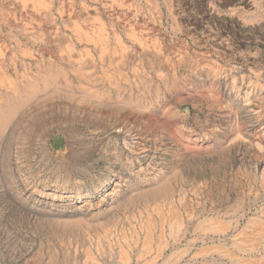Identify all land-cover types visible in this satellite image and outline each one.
Listing matches in <instances>:
<instances>
[{"label": "rangeland", "instance_id": "374dc122", "mask_svg": "<svg viewBox=\"0 0 264 264\" xmlns=\"http://www.w3.org/2000/svg\"><path fill=\"white\" fill-rule=\"evenodd\" d=\"M0 5V264H264V0Z\"/></svg>", "mask_w": 264, "mask_h": 264}, {"label": "bare ground", "instance_id": "6f19581e", "mask_svg": "<svg viewBox=\"0 0 264 264\" xmlns=\"http://www.w3.org/2000/svg\"><path fill=\"white\" fill-rule=\"evenodd\" d=\"M89 1V0H88ZM15 2V1H14ZM32 2V1H31ZM92 2V1H91ZM7 3V2H6ZM94 3V2H93ZM86 4V3H85ZM1 6V5H0ZM21 6V5H20ZM83 6V5H82ZM8 8V7H7ZM11 8V7H10ZM40 8V7H39ZM102 8V7H101ZM12 9V8H11ZM33 9V8H32ZM14 10V9H13ZM15 11V10H14ZM13 11V12H14ZM44 11V10H43ZM12 12V13H13ZM35 13V12H34ZM43 15V14H42ZM52 15V14H51ZM48 16V15H47ZM10 17V16H9ZM29 17V16H28ZM4 18V17H3ZM14 18V17H13ZM20 17H18V19H19ZM48 18V17H47ZM5 19V18H4ZM50 19V18H49ZM9 20V19H8ZM11 20V19H10ZM22 20V19H21ZM27 20V19H26ZM47 21V20H46ZM36 22V21H35ZM51 22H53V21H51ZM7 24V23H6ZM19 24V23H18ZM53 24V23H52ZM56 24V23H55ZM14 26V25H13ZM19 26V25H18ZM21 27H23V26H21ZM25 28V27H24ZM28 28H30V27H28ZM26 29V28H25ZM33 29V28H32ZM3 30V29H2ZM4 31V30H3ZM8 31V30H7ZM18 31V30H17ZM19 31H21L20 29H19ZM17 33V32H16ZM8 34V33H7ZM1 35V34H0ZM17 35V34H16ZM24 35V34H23ZM22 35V36H23ZM34 35V34H33ZM32 36V35H31ZM62 37V36H61ZM1 38V37H0ZM21 38V37H20ZM30 38V37H29ZM38 38V37H37ZM21 40V39H20ZM34 40V39H33ZM37 40V39H36ZM61 40V39H60ZM1 41V40H0ZM4 41V40H3ZM2 42V41H1ZM26 42H28V41H26ZM30 42V41H29ZM4 43V42H3ZM15 43V42H14ZM23 43V42H22ZM41 43H44V42H41ZM40 43V44H41ZM46 43V42H45ZM6 44H8V43H6ZM18 44V43H17ZM29 44V43H28ZM28 44H26V45H28ZM34 44H35V42H34ZM39 45V44H38ZM3 46V45H2ZM11 46V45H10ZM14 46H15V44H14ZM47 46V45H46ZM7 47V46H6ZM5 48V47H4ZM37 48V47H36ZM39 49V48H38ZM4 50V49H3ZM2 50V51H3ZM42 50V49H41ZM48 50V49H47ZM45 51V50H44ZM46 53V52H45ZM48 53V52H47ZM190 57H192V56H190ZM195 58V57H194ZM50 59V58H49ZM189 59V58H188ZM4 61V60H3ZM6 62V61H5ZM60 62V61H59ZM188 62V61H187ZM40 63H41V61H40ZM43 63V62H42ZM7 64V63H6ZM59 64V63H58ZM61 64V63H60ZM128 64V63H127ZM13 65V64H12ZM40 65V64H39ZM6 66V65H5ZM34 66V65H33ZM129 66V65H128ZM1 67H3V64H2V66ZM87 67V66H86ZM4 68V67H3ZM44 68V67H43ZM54 68V67H53ZM1 69V68H0ZM34 69V68H33ZM50 69V68H49ZM67 69V68H66ZM126 69V68H125ZM3 70V69H2ZM9 70V69H8ZM38 70V69H37ZM53 70V69H52ZM58 70V69H57ZM80 70V69H79ZM82 70V69H81ZM80 70V71H81ZM54 71V70H53ZM47 72V71H46ZM58 72V71H57ZM10 73V72H9ZM39 73V72H38ZM41 73V72H40ZM59 73V72H58ZM192 73V72H191ZM207 73V72H206ZM210 73V72H209ZM4 74H6V73H4ZM8 74V73H7ZM28 74V73H27ZM37 74V73H36ZM194 74V73H193ZM220 74V73H219ZM44 75V74H43ZM50 75V74H49ZM171 75V74H170ZM232 75V74H231ZM3 76V75H2ZM34 76V75H33ZM61 76V75H60ZM169 76V75H168ZM205 76V75H204ZM207 76V75H206ZM230 76V75H229ZM229 76H228V78H229ZM9 77H11V76H9ZM15 77V76H14ZM30 77V76H29ZM140 77V76H139ZM156 77V76H155ZM188 77H190V76H188ZM221 77V76H220ZM4 78V77H3ZM59 78H61V77H59ZM165 78V77H164ZM173 78V77H172ZM199 78V77H198ZM202 78V77H201ZM146 79V78H145ZM181 79V78H180ZM195 79V78H194ZM193 79V80H194ZM60 80V79H59ZM159 80H161L160 78H159ZM179 80V79H178ZM196 80V79H195ZM194 80V81H195ZM201 80V79H200ZM222 80H224V79H222ZM19 81V80H18ZM25 81V80H24ZM140 81H142V80H140ZM139 81V82H140ZM148 81V80H147ZM171 81V80H170ZM204 81V80H203ZM62 82V81H61ZM67 82V81H66ZM154 82V81H153ZM176 82V81H175ZM198 82V81H197ZM12 83H14V81L12 82ZM73 83H74V81H73ZM170 83V82H169ZM241 83V82H240ZM139 84V83H138ZM157 84V83H156ZM159 84V83H158ZM167 84V83H166ZM221 84V83H220ZM58 85V84H57ZM144 85V84H143ZM151 85V84H150ZM192 85V84H191ZM200 85V84H199ZM236 85H238V84H236ZM241 85V84H240ZM26 86H27V90H24L23 89V92H21V94H16L17 96L16 97H14L12 100H11V102L12 103H10L8 106H5V107H0V128H1V126L4 124H6V122H7V120L12 116V112H14V110H16V108L17 107H19L20 105H21V103H23L26 99H27V96L29 95V94H31V93H34V92H36V91H38L39 89L37 88L38 86H40V83H39V80H38V82H37V84L35 85V83L33 82V81H31V80H28L27 82H26ZM37 86V87H36ZM179 86H181V84L179 85ZM209 86V85H208ZM54 87V86H53ZM52 87V88H53ZM67 87V86H66ZM165 87H167V86H165ZM175 87V86H174ZM217 87V86H216ZM226 87H228V85L226 86ZM188 88V87H187ZM2 89V88H1ZM57 89V88H56ZM61 89V88H60ZM235 89H236V87H235ZM241 89V88H240ZM9 90H11V89H9ZM59 90V89H58ZM62 90V89H61ZM165 90V89H164ZM183 90V89H182ZM1 91V90H0ZM166 91V90H165ZM177 91V90H176ZM229 91V90H228ZM89 92V91H88ZM158 92V91H157ZM238 92V91H237ZM134 93V92H133ZM159 93V92H158ZM211 93V92H210ZM263 93V92H262ZM1 94V93H0ZM41 94V93H40ZM63 94H65V93H63ZM183 94V93H182ZM181 94V95H182ZM201 94H202V92H201ZM224 95H225V93H223ZM227 94V93H226ZM233 95H234V93H232ZM39 95V94H38ZM96 95V94H95ZM173 95V94H172ZM63 96V95H62ZM80 96V95H79ZM86 96V95H85ZM166 96H168V95H166ZM165 96V97H166ZM193 96V95H192ZM140 97V96H139ZM138 97V98H139ZM154 97V96H153ZM169 97V96H168ZM183 97V96H182ZM190 97V96H189ZM238 97V96H237ZM188 98V97H187ZM225 98V97H224ZM246 98V97H245ZM249 98V97H248ZM66 99V98H65ZM160 99H161V97H160ZM173 99V98H172ZM183 99V98H182ZM97 100V99H96ZM121 100V99H120ZM226 100V99H225ZM234 100V99H233ZM243 100V99H242ZM5 101V100H4ZM43 101V100H42ZM46 101V100H45ZM89 101V100H88ZM87 101V102H88ZM105 101V100H104ZM246 102L247 101H249V99L248 100H245ZM124 102V101H123ZM175 102V101H174ZM227 102V101H226ZM85 103V102H84ZM100 103V102H99ZM229 103V102H228ZM241 103V102H240ZM239 103V104H240ZM242 103H243V101H242ZM248 103H250V102H248ZM102 104V103H101ZM139 104V103H138ZM137 104V105H138ZM142 104V103H141ZM230 104H231V102H230ZM245 104V103H244ZM108 105V104H107ZM131 105V104H130ZM164 105V104H163ZM166 105V104H165ZM176 105H177V103H176ZM31 106V105H30ZM245 106V105H244ZM247 106V105H246ZM119 107H120V105H119ZM132 107V106H131ZM136 107V106H135ZM134 106H133V108H135ZM141 107V106H140ZM144 107V106H143ZM243 107V106H242ZM27 108V107H26ZM105 108V107H104ZM179 108V107H178ZM198 108L199 107H197V110H198ZM204 108V107H203ZM206 108V107H205ZM212 108V107H211ZM231 108V107H230ZM237 108V107H236ZM138 109V108H137ZM238 109V108H237ZM254 109V108H253ZM142 110V109H141ZM145 110V109H144ZM161 110V109H160ZM234 111H235V109H233ZM240 109H238V111H239ZM261 110V109H260ZM25 111V110H24ZM132 111V110H131ZM245 111V110H244ZM259 111V110H258ZM135 112V111H134ZM261 112V111H260ZM259 112V113H260ZM128 113V112H127ZM150 113V112H149ZM237 113V112H236ZM256 113H258V112H256ZM38 114H40V113H38ZM145 114V113H144ZM252 114V113H251ZM261 114V113H260ZM126 115V114H125ZM129 115V114H128ZM127 115V116H128ZM211 115V114H210ZM215 115H216V113H215ZM254 115V114H253ZM26 116V115H25ZM36 116H37V114H36ZM132 116V115H131ZM174 116V115H173ZM255 116V115H254ZM144 117V116H143ZM209 117V116H208ZM253 117V116H252ZM23 118H24V116H23ZM130 118V117H129ZM129 118H128V120H129ZM136 118V117H135ZM149 118V117H148ZM165 118V117H164ZM181 118H183V117H181ZM20 120H22V118H19ZM18 119V120H19ZM29 119V118H28ZM127 119V118H126ZM152 119V118H151ZM150 119V120H151ZM199 119V118H198ZM241 119V118H240ZM254 119H256V118H254ZM140 120H141V118H140ZM149 120V119H148ZM192 120V119H191ZM205 120V119H204ZM134 121H136V120H134ZM153 121V120H152ZM167 121V120H166ZM166 121H165V123H166ZM15 122H17V121H15ZM133 122V121H132ZM164 122V121H163ZM168 122V121H167ZM201 122V121H200ZM27 123H29V122H27ZM152 123V122H151ZM161 123V122H160ZM25 124V123H24ZM38 124V123H37ZM141 124V123H140ZM167 124H169V125H171L170 123H167ZM148 125V124H147ZM13 126V125H12ZM39 126H40V124H39ZM156 126V125H155ZM161 126V125H160ZM164 126V125H163ZM200 126V125H199ZM254 126V125H253ZM149 127V126H148ZM162 127V126H161ZM168 127H170V126H168ZM174 127V126H173ZM197 127V126H196ZM201 128H202V126H201ZM200 128V129H201ZM11 129V128H10ZM156 129V128H155ZM170 129V128H169ZM198 129V128H197ZM146 131H147V129H145ZM168 130V129H167ZM196 130V129H195ZM3 131V130H2ZM157 131V130H156ZM197 131V130H196ZM1 132V131H0ZM44 132H46V131H44ZM152 132V131H151ZM174 132V131H173ZM18 133V132H17ZM110 133V132H109ZM108 133V134H109ZM161 133V132H160ZM209 133V132H208ZM8 134V133H7ZM47 134V133H46ZM119 134V133H118ZM132 134V133H131ZM168 134H170V133H168ZM175 134V133H174ZM183 134H185V133H183ZM199 134V133H198ZM203 134V133H202ZM40 135V134H39ZM242 135V134H241ZM18 136V135H17ZM16 136V137H17ZM26 136V135H25ZM50 135H48V137H49ZM166 136H169V135H166ZM189 136V135H188ZM193 136V135H192ZM7 137H9V136H7ZM20 137V136H19ZM28 137V136H27ZM33 137V136H32ZM38 137H40V136H38ZM37 137V138H38ZM44 137V136H43ZM114 137V136H113ZM210 137V136H209ZM36 138V139H37ZM45 138V137H44ZM130 138V137H129ZM172 138H174V137H172ZM180 138V137H179ZM241 138V137H240ZM6 139V138H5ZM23 139V138H22ZM236 139H237V137H236ZM46 140V139H45ZM50 140H51V138H50ZM128 140V139H127ZM20 141V140H19ZM25 141V140H24ZM41 141V140H40ZM42 141H44V139L42 140ZM119 141V140H118ZM240 141V140H239ZM243 141H244V139H243ZM16 142V141H15ZM62 142V141H61ZM185 142V141H184ZM245 142V141H244ZM16 143H20V142H16ZM8 144V143H7ZM23 144V143H22ZM27 144V143H26ZM25 144V145H26ZM36 144V143H35ZM47 144V143H46ZM170 144V143H169ZM177 144V143H176ZM14 145H15V143H14ZM30 145V144H29ZM37 145V144H36ZM133 145V144H132ZM32 146V145H31ZM126 146V145H125ZM4 148V147H3ZM5 148H6V146H5ZM18 148V147H17ZM183 148V147H182ZM7 149V148H6ZM170 149V148H169ZM175 149V148H174ZM15 150V149H14ZM77 150V149H76ZM171 150V149H170ZM12 151V150H11ZM32 151V150H31ZM86 151V150H85ZM84 151V152H85ZM135 151V150H134ZM184 151V150H183ZM193 151V150H192ZM4 152V151H3ZM18 152V151H17ZM21 152H22V150H21ZM80 152H82V151H80ZM172 152V151H171ZM197 152V151H196ZM214 152V151H213ZM78 153V152H77ZM146 153V152H145ZM187 153V152H186ZM76 154V153H75ZM91 154V153H90ZM185 154V153H184ZM6 155V154H5ZM13 155V154H12ZM68 155V154H67ZM79 155V154H78ZM11 156V155H10ZM30 156V155H29ZM32 156V155H31ZM37 156V155H36ZM66 156V155H65ZM85 156H87V155H85ZM215 156V155H214ZM4 157V156H3ZM40 157H41V155H40ZM212 157V156H211ZM43 158V157H42ZM41 158V159H42ZM56 158V157H55ZM194 158V157H193ZM48 159V158H47ZM46 159V160H47ZM58 159V158H57ZM177 159H179V158H177ZM191 159V158H190ZM4 160V159H3ZM45 160V159H44ZM223 160V159H222ZM72 161V160H71ZM161 161V160H160ZM49 162V161H48ZM52 162H53V160H52ZM192 162V161H191ZM5 163V162H4ZM224 163V162H223ZM222 163V164H223ZM227 164V163H226ZM47 165V164H46ZM228 166V165H227ZM258 166V165H257ZM229 167V166H228ZM52 168V167H51ZM166 169V168H165ZM260 169V168H259ZM175 170V169H174ZM173 170V171H174ZM187 170V169H186ZM189 170V169H188ZM169 171V170H168ZM262 171V170H261ZM185 172V171H184ZM165 173H167V172H165ZM169 173V172H168ZM168 173H167V175H168ZM164 174V173H163ZM188 174V173H187ZM238 174V173H237ZM184 175H186V174H184ZM173 176V175H172ZM144 177V176H143ZM185 176H183V178H184ZM163 178V177H162ZM174 178V177H173ZM237 178H239V177H237ZM236 178V179H237ZM179 179V178H178ZM156 180H157V178H156ZM172 180H174V179H172ZM154 181V180H153ZM162 181V180H161ZM160 182V181H159ZM175 183V182H174ZM187 185V184H186ZM171 188V187H170ZM176 189V188H175ZM177 190V189H176ZM152 192H154V193H157L158 194V192H157V190H154V191H152ZM118 193V192H117ZM180 193V192H179ZM179 195V194H178ZM24 196V195H23ZM132 196V195H131ZM176 196V195H175ZM214 196V195H213ZM233 196V195H232ZM231 196V197H232ZM239 196V195H238ZM114 198V197H113ZM71 199V198H70ZM184 199V198H183ZM82 200V199H81ZM181 201V200H180ZM179 201V202H180ZM233 201V200H232ZM70 202V201H69ZM72 202V201H71ZM76 202V201H75ZM219 202V201H218ZM171 203V202H170ZM236 203V202H235ZM183 205V204H182ZM83 206V205H82ZM94 206V205H93ZM163 206H165V205H163ZM71 207V206H70ZM96 207V206H95ZM215 207V206H214ZM93 208V207H92ZM217 208V207H216ZM227 209V208H226ZM55 210V209H54ZM193 210V209H192ZM150 211V210H149ZM152 211V210H151ZM231 210H229V212H230ZM79 212V211H78ZM88 212V211H87ZM154 212V211H153ZM69 213V212H68ZM89 213V212H88ZM155 213V212H154ZM221 214L223 213V212H220ZM171 214V213H170ZM204 215V214H203ZM218 215V214H217ZM244 215V214H243ZM215 216H216V214H215ZM222 215H220V217H221ZM262 216V215H261ZM217 217V216H216ZM228 217V216H227ZM240 218V217H239ZM181 219V218H180ZM209 219V218H208ZM91 220V219H90ZM92 220H95V219H92ZM204 221H207V220H204ZM252 221H253V219H252ZM259 221V220H258ZM257 221V222H258ZM261 221V220H260ZM259 221V222H260ZM150 222V221H149ZM168 222H169V220H168ZM185 222V221H184ZM241 222V221H240ZM263 222V221H262ZM151 223V222H150ZM229 223V222H228ZM256 223V222H255ZM149 224V223H148ZM156 224V223H155ZM264 224V223H263ZM149 225H151V224H149ZM157 225H159V224H157ZM161 225V224H160ZM162 225H164L163 223H162ZM186 225V224H185ZM243 225V224H242ZM248 225V224H247ZM255 225V224H254ZM257 225V224H256ZM261 225V224H260ZM172 227H173V225H172ZM253 227V226H252ZM255 227V226H254ZM263 227V226H262ZM102 228V227H101ZM110 228V227H109ZM168 228V227H167ZM151 229V228H150ZM163 229H165V227H163ZM174 229V228H173ZM256 229V228H255ZM261 229V228H260ZM264 229V228H263ZM112 230V229H111ZM155 230V229H154ZM189 230V229H188ZM244 230V229H243ZM160 231V230H159ZM241 231V230H240ZM248 231V230H247ZM259 231V230H258ZM147 232V231H146ZM151 232V231H150ZM167 232V231H166ZM170 232V231H169ZM234 232V231H233ZM249 232V231H248ZM247 232V233H248ZM235 233V232H234ZM234 233H233V235H234ZM254 234H255V232H253ZM257 233V232H256ZM261 233H263V232H261ZM82 234V233H81ZM84 234V233H83ZM150 234V233H149ZM168 234V233H167ZM170 234V233H169ZM244 234V233H243ZM253 234V235H254ZM258 234H259V232H258ZM257 234V235H258ZM237 235V234H236ZM262 235V234H261ZM149 237H151V236H149ZM173 237V236H172ZM222 237V236H221ZM248 237V236H247ZM252 237V236H251ZM87 238V237H86ZM152 238V237H151ZM174 238V237H173ZM179 238V237H178ZM229 238V237H228ZM244 238V237H243ZM254 238V237H253ZM256 238V237H255ZM156 239H157V237H156ZM158 239H159V237H158ZM206 239V238H205ZM246 239V238H245ZM88 240H89V238H88ZM91 240V239H90ZM144 240V239H143ZM152 240V239H151ZM161 240H162V238H161ZM179 240V239H178ZM209 240H210V238H209ZM244 240V239H243ZM255 240V239H254ZM167 240H165V242H166ZM176 241V240H175ZM202 241V240H201ZM226 241V240H225ZM239 241H240V239H239ZM256 241H257V238H256ZM99 242V241H98ZM173 242V241H172ZM177 242V241H176ZM218 242V241H217ZM84 243V242H83ZM148 243V242H147ZM183 243V242H182ZM186 243V242H185ZM208 243V242H207ZM230 243V242H229ZM238 243V242H237ZM243 243V242H242ZM92 244V243H91ZM150 245V244H149ZM160 245V244H159ZM171 245V244H170ZM234 245V244H233ZM161 246V245H160ZM167 246H169V245H167ZM178 246V245H177ZM209 246V245H208ZM218 246V245H217ZM227 246V245H226ZM253 246L254 247H258V245H256V244H253ZM99 247V246H98ZM162 247V246H161ZM161 247H159V248H161ZM191 247V246H190ZM213 247H215V246H213ZM240 247V246H239ZM171 248H172V246H171ZM177 248V247H176ZM207 248H209V247H207ZM212 248V247H211ZM101 249V248H100ZM204 249V248H203ZM206 249V248H205ZM159 250H161V249H159ZM192 250V249H191ZM202 250V249H201ZM240 250H241V248H240ZM189 251V250H188ZM239 251V250H238ZM258 251V250H257ZM39 252V251H38ZM46 252V251H45ZM49 252V251H48ZM104 252V251H103ZM165 252V251H164ZM200 252V251H199ZM169 253V252H168ZM191 253V252H190ZM43 254V253H42ZM71 254V253H70ZM176 254V253H175ZM38 255V254H37ZM160 255V254H159ZM165 255H166V253H165ZM195 255V254H194ZM41 256V255H40ZM167 256H168V254H167ZM178 256H179V254H178ZM42 257V256H41ZM199 257V256H198ZM207 257V256H206ZM40 258V257H39ZM91 258V257H90ZM111 258V257H110ZM167 258H169V257H167ZM172 258V257H171ZM170 258V259H171ZM183 258V257H182ZM261 258V257H260ZM53 259H56V258H53ZM58 259V258H57ZM76 259V258H75ZM92 259L93 258H91V261H92ZM234 259V258H233ZM48 260V259H47ZM46 260V261H47ZM164 260V259H163ZM254 260V259H253ZM261 260V259H260ZM38 261V260H37ZM72 261V260H71ZM211 261V260H210ZM247 261V260H246ZM35 262H36V260H35ZM39 262H41V261H39ZM44 262H45V260H44ZM49 262V261H48ZM53 262V261H52ZM54 262H55V260H54ZM58 262H59V260H58ZM73 262V261H72ZM76 262V261H75ZM130 262V261H129ZM128 262V263H129ZM241 262V261H240ZM251 262V261H250ZM250 262H249V264H250ZM74 263V262H73ZM178 263V262H177ZM252 263V262H251ZM256 263V262H255ZM40 264V263H39ZM47 264V263H46ZM56 264V263H55ZM188 264V263H187ZM193 264V263H192ZM228 264V263H227ZM253 264V263H252ZM259 264V263H258Z\"/></svg>", "mask_w": 264, "mask_h": 264}]
</instances>
